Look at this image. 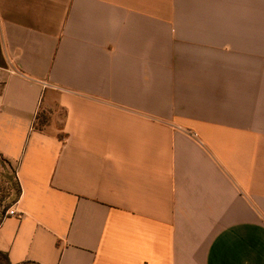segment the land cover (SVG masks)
Here are the masks:
<instances>
[{
    "label": "crops",
    "instance_id": "crops-1",
    "mask_svg": "<svg viewBox=\"0 0 264 264\" xmlns=\"http://www.w3.org/2000/svg\"><path fill=\"white\" fill-rule=\"evenodd\" d=\"M2 161L14 264H264V0H0Z\"/></svg>",
    "mask_w": 264,
    "mask_h": 264
},
{
    "label": "rangeland",
    "instance_id": "rangeland-1",
    "mask_svg": "<svg viewBox=\"0 0 264 264\" xmlns=\"http://www.w3.org/2000/svg\"><path fill=\"white\" fill-rule=\"evenodd\" d=\"M0 169V219L8 205L14 204L17 197L16 168L2 161Z\"/></svg>",
    "mask_w": 264,
    "mask_h": 264
},
{
    "label": "trees",
    "instance_id": "trees-1",
    "mask_svg": "<svg viewBox=\"0 0 264 264\" xmlns=\"http://www.w3.org/2000/svg\"><path fill=\"white\" fill-rule=\"evenodd\" d=\"M50 121V115L48 112L46 111H41L38 115V124L40 127H43L44 125H47ZM18 186L16 188V192H17V197L16 199L14 200V203H16L21 195V186H20V183L18 182L17 183ZM13 204H10L7 206V208L5 209L1 219H0V223L2 221V219L5 217L7 211L10 209V207L12 206ZM0 264H14L12 263V261L10 260L9 258V255L8 253H5V252H2L0 251ZM19 264H36L34 262H24V263H19Z\"/></svg>",
    "mask_w": 264,
    "mask_h": 264
},
{
    "label": "built area",
    "instance_id": "built-area-1",
    "mask_svg": "<svg viewBox=\"0 0 264 264\" xmlns=\"http://www.w3.org/2000/svg\"><path fill=\"white\" fill-rule=\"evenodd\" d=\"M18 212H16L15 210L9 209L5 215L6 216H17Z\"/></svg>",
    "mask_w": 264,
    "mask_h": 264
}]
</instances>
